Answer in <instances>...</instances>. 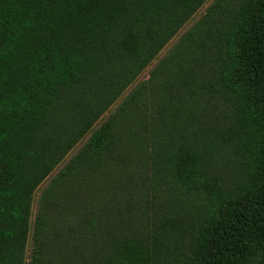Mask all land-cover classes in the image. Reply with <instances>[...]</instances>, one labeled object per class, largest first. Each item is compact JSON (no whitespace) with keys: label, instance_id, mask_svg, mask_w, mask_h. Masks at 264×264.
I'll list each match as a JSON object with an SVG mask.
<instances>
[{"label":"trees","instance_id":"1","mask_svg":"<svg viewBox=\"0 0 264 264\" xmlns=\"http://www.w3.org/2000/svg\"><path fill=\"white\" fill-rule=\"evenodd\" d=\"M207 1L0 0V264H264V0Z\"/></svg>","mask_w":264,"mask_h":264},{"label":"rangeland","instance_id":"2","mask_svg":"<svg viewBox=\"0 0 264 264\" xmlns=\"http://www.w3.org/2000/svg\"><path fill=\"white\" fill-rule=\"evenodd\" d=\"M212 0H208L194 15H193V17L191 18V20L186 24V25H184V27L181 29V31L180 32H184L185 31V29L194 21V20H196L203 12H204V9L208 6V4L211 2ZM175 39V38H174ZM174 39H173V41H174ZM171 43H172V41H171ZM170 45V44H169ZM168 47V46H167ZM167 47H165V49H163V51L159 54V56H158V58L162 55V53L167 49ZM156 61V60H155ZM154 63V62H153ZM150 70V67H148L140 76H139V78H138V80L137 81H140V80H142V79H146V77H147V72ZM83 143V141H81L79 144H77L76 145V147H75V149L76 148H78L79 146H80V144H82ZM45 185V183L44 184H42L41 185V187L39 188V190H37L35 193H34V199H33V206H32V213H33V211H34V204H35V201H36V198H37V196H38V194H39V191H40V189L41 188H43V186Z\"/></svg>","mask_w":264,"mask_h":264}]
</instances>
